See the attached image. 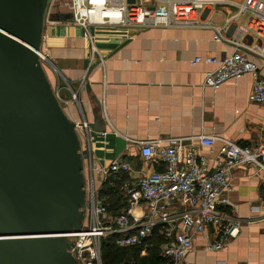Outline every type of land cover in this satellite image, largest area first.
Listing matches in <instances>:
<instances>
[{
    "label": "built area",
    "instance_id": "1",
    "mask_svg": "<svg viewBox=\"0 0 264 264\" xmlns=\"http://www.w3.org/2000/svg\"><path fill=\"white\" fill-rule=\"evenodd\" d=\"M65 7L68 23L82 30L92 55L96 53L92 31L97 28L211 31L212 41L228 51L220 58H194V65L212 66L202 88L217 90L229 80L250 76L248 100L264 107V0H67ZM47 12L44 23L55 25L46 20ZM37 55L42 66H52L41 49ZM72 100L76 101L74 92L64 104ZM80 115L74 125L83 154V221L78 232L67 234L72 242L68 251L78 264H103L101 249L108 239H114L118 247L141 245L140 253H147L155 235L164 241L159 254L165 264H187L197 236L204 240L203 251L221 252L251 223L238 216L228 195L238 168L260 174L264 186V141L245 146L205 135L169 140L167 145L157 141L142 146L139 168L127 160V151L101 165L91 146L92 128ZM121 177L125 179L119 193L127 206L112 215L101 192Z\"/></svg>",
    "mask_w": 264,
    "mask_h": 264
},
{
    "label": "crops",
    "instance_id": "2",
    "mask_svg": "<svg viewBox=\"0 0 264 264\" xmlns=\"http://www.w3.org/2000/svg\"><path fill=\"white\" fill-rule=\"evenodd\" d=\"M69 17L67 11L57 10L55 15L47 12L46 20L57 23H44L40 49L52 65L49 81L55 90L59 81L77 87L84 118L91 126L97 117L101 132L106 133L103 137L91 126V146L99 164L107 165L127 151V160L139 168L145 144L159 141L167 145L169 140L200 135L245 146L264 141V107L248 100L250 76L229 80L217 90L202 88L212 66L194 65V58H220L228 51L212 41L211 31L97 28L92 31L96 48L92 55L89 41L82 37L79 27L68 23ZM86 85L89 93L84 89ZM91 96L97 98L99 107ZM65 105L69 118L77 122L74 104ZM262 198L261 175L251 169H236L228 199L236 206L238 216L251 223L242 227L228 249L221 252L203 251L204 240L197 236L185 262L264 264Z\"/></svg>",
    "mask_w": 264,
    "mask_h": 264
},
{
    "label": "water",
    "instance_id": "3",
    "mask_svg": "<svg viewBox=\"0 0 264 264\" xmlns=\"http://www.w3.org/2000/svg\"><path fill=\"white\" fill-rule=\"evenodd\" d=\"M48 1L0 0V264H78L83 154L37 55Z\"/></svg>",
    "mask_w": 264,
    "mask_h": 264
},
{
    "label": "trees",
    "instance_id": "4",
    "mask_svg": "<svg viewBox=\"0 0 264 264\" xmlns=\"http://www.w3.org/2000/svg\"><path fill=\"white\" fill-rule=\"evenodd\" d=\"M125 179L121 177L114 180V185L106 184L102 189V196L105 197L104 204L108 207V212L112 215L119 214L127 206L126 199L119 193V185ZM163 239L159 235L153 236L149 240L151 246L147 249V255L139 257L142 249L141 245L118 247L114 239L106 240L101 249L103 264H165L160 256L159 246L163 244Z\"/></svg>",
    "mask_w": 264,
    "mask_h": 264
},
{
    "label": "rangeland",
    "instance_id": "5",
    "mask_svg": "<svg viewBox=\"0 0 264 264\" xmlns=\"http://www.w3.org/2000/svg\"><path fill=\"white\" fill-rule=\"evenodd\" d=\"M67 0H49L48 1V11L49 13H54V15L56 14L57 10H62V11H67L65 5H66ZM51 11V12H50ZM52 16V15H51ZM97 36H100V33L96 34ZM43 69L46 72V75L48 77V79L51 78V72L52 69L50 68V66H48L47 64H43ZM52 84V83H51ZM54 92L58 93V97H59V103L61 105V107L63 108L65 114L69 117L70 115L68 114V109L66 108V105L64 104L65 101H69L71 98V94L69 93L74 92V94L76 95V101L74 102L73 100L71 101L74 104V109L76 112V117L78 118L77 122L80 121L81 119V107L79 105V93H76L75 91H77V87L75 88L74 86H67L64 83H62L61 81H59V88L57 90H55V88L53 87V84L51 85ZM61 87V88H60ZM68 95V96H67ZM67 97V98H66ZM76 118V119H77ZM81 136V135H80ZM147 253L145 252H141L139 253V257H143L146 256Z\"/></svg>",
    "mask_w": 264,
    "mask_h": 264
}]
</instances>
